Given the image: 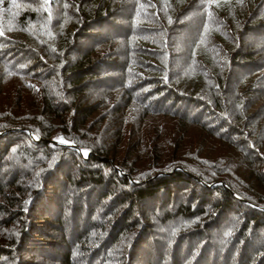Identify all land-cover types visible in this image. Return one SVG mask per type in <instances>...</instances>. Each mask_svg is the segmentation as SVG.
I'll return each mask as SVG.
<instances>
[{"label": "trees", "instance_id": "16d2710c", "mask_svg": "<svg viewBox=\"0 0 264 264\" xmlns=\"http://www.w3.org/2000/svg\"><path fill=\"white\" fill-rule=\"evenodd\" d=\"M42 3L0 0V264H264V0Z\"/></svg>", "mask_w": 264, "mask_h": 264}, {"label": "rangeland", "instance_id": "374dc122", "mask_svg": "<svg viewBox=\"0 0 264 264\" xmlns=\"http://www.w3.org/2000/svg\"><path fill=\"white\" fill-rule=\"evenodd\" d=\"M243 2H245V1H243ZM244 5V4H243ZM192 6V5H191ZM191 6L186 10V11H189V10H191L192 8H191ZM245 7V6H244ZM145 11V15H151V13H149V11H147V10H144ZM160 15H161V17H162V14H159V16H158V18L156 19V21L157 22H160L161 21V18H160ZM152 16V15H151ZM153 17H155L154 15H153ZM156 30H159V28L158 29H156ZM229 35H230V33H229ZM14 85V84H13ZM13 86L10 84V85H8V86H6L5 87V89L8 91V89H10V88H12ZM211 123H213V124H215L216 122H211ZM202 141V140H201ZM200 141V142H201ZM232 142V141H231ZM202 143L203 144H200V145H197V148L201 151V156H205V154H207V153H209V151H210V149L212 148L213 149V151H214V153L215 154H212V155H210L212 158H219V159H221V160H229V161H233L234 160V157H231L230 156V154H229V151H228V149L225 147V146H223V145H219L218 144V142L217 141H215V140H210V141H205V139L202 141ZM256 152L258 153V154H260L261 153V151L257 148L256 149ZM183 154L186 156V157H188V159L190 158L189 157V155H187V153H186V151L185 152H183ZM85 159V158H84ZM32 160V159H31ZM86 160V159H85ZM29 166V165H28ZM6 170V169H5ZM7 170H8V167H7ZM13 171V170H12ZM15 171L16 170H14V173H15ZM213 171H215V170H213ZM247 172H249V170H247ZM12 174V173H11ZM9 175V174H8ZM247 176H249L248 175V173L246 174ZM11 176V175H10ZM6 180V178L4 179V181ZM218 184H220L221 185V183H218ZM216 185V184H215ZM2 199V198H1ZM4 202H6L5 200H4V198L2 199ZM2 201V202H3ZM12 211V210H11ZM4 218V215L3 214H0V221H2V219ZM130 221H131V218H130ZM129 221V222H130ZM6 229L7 228H4V227H2V226H0V237H1V235H2V233H4V231H6ZM163 232H165V231H163ZM163 232H161V234L163 235ZM5 234V233H4ZM53 236H51L52 238L50 239V240H54L56 237H57V234H55V233H51ZM221 235V241L223 242V240H224V237H223V235L222 234H220ZM5 237V236H4ZM123 242H124V240L122 241H119L118 242V244L116 245V246H114V247H111L110 248V251H109V253L105 256V257H109V256H111L112 255V253L115 251V248L117 249V253L116 254H118V252H119V250H121V248H122V245H123ZM87 246H89V245H87ZM87 246H85V248L87 247ZM54 251H55V253H57V248H54L53 249ZM83 250V249H82ZM84 251V250H83ZM79 254V253H78ZM30 256H32V255H30ZM52 256V258H54V255H51ZM115 256V255H114ZM114 256H111L112 258L114 257ZM30 259L29 260H32L31 259V257H29ZM96 258H98L95 262H94V264H100V260H101V258L98 256V257H96ZM115 258V257H114ZM5 264H10V262H5Z\"/></svg>", "mask_w": 264, "mask_h": 264}, {"label": "water", "instance_id": "95a60500", "mask_svg": "<svg viewBox=\"0 0 264 264\" xmlns=\"http://www.w3.org/2000/svg\"><path fill=\"white\" fill-rule=\"evenodd\" d=\"M49 143L51 144V145H61V146H65V147H68V148H72V149H75V150H77L78 152H79V154L83 157V158H85V159H87L88 158V156H89V153H87V155H85V151H82V150H80V149H78L76 146H74L73 144H70V143H66V142H64V143H61L60 142V140H51V141H49Z\"/></svg>", "mask_w": 264, "mask_h": 264}, {"label": "snow or ice", "instance_id": "6c2138e0", "mask_svg": "<svg viewBox=\"0 0 264 264\" xmlns=\"http://www.w3.org/2000/svg\"><path fill=\"white\" fill-rule=\"evenodd\" d=\"M13 3H15V0H13ZM50 3H51V0H43L42 9L44 11H49L50 10ZM0 35H3V32H0ZM60 142L64 143L65 141L61 138ZM85 155H87L86 152H85Z\"/></svg>", "mask_w": 264, "mask_h": 264}]
</instances>
